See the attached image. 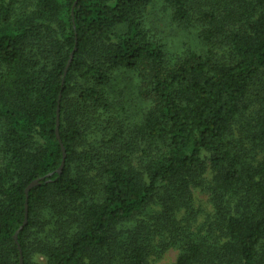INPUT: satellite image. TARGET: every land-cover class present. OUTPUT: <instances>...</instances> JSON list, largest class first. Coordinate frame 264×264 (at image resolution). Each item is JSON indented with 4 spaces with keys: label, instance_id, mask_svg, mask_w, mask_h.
<instances>
[{
    "label": "trees",
    "instance_id": "trees-1",
    "mask_svg": "<svg viewBox=\"0 0 264 264\" xmlns=\"http://www.w3.org/2000/svg\"><path fill=\"white\" fill-rule=\"evenodd\" d=\"M160 2L0 0V264H264V0Z\"/></svg>",
    "mask_w": 264,
    "mask_h": 264
},
{
    "label": "rangeland",
    "instance_id": "rangeland-1",
    "mask_svg": "<svg viewBox=\"0 0 264 264\" xmlns=\"http://www.w3.org/2000/svg\"><path fill=\"white\" fill-rule=\"evenodd\" d=\"M155 8L153 16L156 18L154 25L163 39L165 49L168 53H181L188 49H194L198 47L196 37L190 31H184L173 25L168 20L167 13L163 10V5L160 0H154ZM150 8V7H149ZM160 37V38H161ZM196 199V205L202 206L208 210L207 197L199 192H194ZM178 253L175 250H167L163 257L155 264H173L176 260Z\"/></svg>",
    "mask_w": 264,
    "mask_h": 264
},
{
    "label": "water",
    "instance_id": "water-1",
    "mask_svg": "<svg viewBox=\"0 0 264 264\" xmlns=\"http://www.w3.org/2000/svg\"><path fill=\"white\" fill-rule=\"evenodd\" d=\"M68 66V65H67ZM59 109H57V116H56V130H55V134H56V137L60 143V140H59V135H58V124H59ZM62 151H63V161L61 163V166L59 168V171L62 170L63 168V165H64V159H65V154H64V150L62 148ZM38 181H33L26 189L25 193L27 194L28 191H30V189H32L33 187L37 186L38 185ZM26 219H27V205L25 206V219H24V223L26 222ZM20 264H22V258L20 256Z\"/></svg>",
    "mask_w": 264,
    "mask_h": 264
}]
</instances>
